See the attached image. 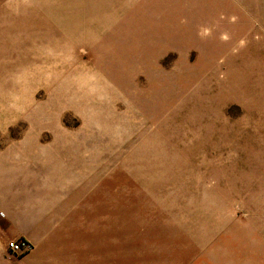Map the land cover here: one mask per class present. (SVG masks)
Here are the masks:
<instances>
[{"label": "rangeland", "instance_id": "obj_1", "mask_svg": "<svg viewBox=\"0 0 264 264\" xmlns=\"http://www.w3.org/2000/svg\"><path fill=\"white\" fill-rule=\"evenodd\" d=\"M0 264H264V0H0Z\"/></svg>", "mask_w": 264, "mask_h": 264}, {"label": "built area", "instance_id": "obj_2", "mask_svg": "<svg viewBox=\"0 0 264 264\" xmlns=\"http://www.w3.org/2000/svg\"><path fill=\"white\" fill-rule=\"evenodd\" d=\"M8 249L13 255H22L31 250V246L28 242L21 241H12L8 244Z\"/></svg>", "mask_w": 264, "mask_h": 264}]
</instances>
